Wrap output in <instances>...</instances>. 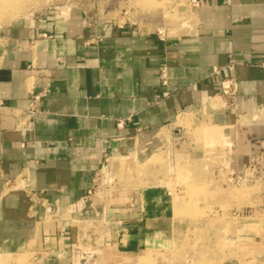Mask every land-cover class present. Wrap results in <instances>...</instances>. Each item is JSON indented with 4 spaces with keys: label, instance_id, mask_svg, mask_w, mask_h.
I'll list each match as a JSON object with an SVG mask.
<instances>
[{
    "label": "crops",
    "instance_id": "1",
    "mask_svg": "<svg viewBox=\"0 0 264 264\" xmlns=\"http://www.w3.org/2000/svg\"><path fill=\"white\" fill-rule=\"evenodd\" d=\"M189 6L166 24L75 3L0 23V257L73 264L77 244L129 254L187 232L172 189L139 186L145 172L112 194L103 173L121 160L264 178V0Z\"/></svg>",
    "mask_w": 264,
    "mask_h": 264
},
{
    "label": "rangeland",
    "instance_id": "2",
    "mask_svg": "<svg viewBox=\"0 0 264 264\" xmlns=\"http://www.w3.org/2000/svg\"><path fill=\"white\" fill-rule=\"evenodd\" d=\"M136 1L0 0V6L6 3L0 8V23L31 18L49 7L75 3L87 9L92 7L88 12L91 18L122 17L123 12L128 11V17L136 19L157 12L160 13L156 15L159 22L166 24L179 17L176 8L189 6L186 0H143L140 5ZM160 159L143 168L135 164L132 167V161L121 160L118 165L122 169H112L111 177L104 170V180L113 190L112 194L123 189L129 196L137 189L136 176H142L141 172H145V180L139 183L141 188L165 184L173 191L174 212L180 225L186 223L188 231L178 232L169 243L129 254L80 242L74 249L73 264H222L226 259L239 264H264V202L260 201L264 198V178L261 171L251 168L236 182L230 183L222 171L219 177L224 184H221L215 180L216 173L208 168L209 164L203 168L196 165L190 168L189 163L171 165L165 158ZM156 165L160 166L157 175L163 177L160 181L152 178V168ZM108 188L103 187L104 190ZM111 203L115 204V200ZM0 264H43V261L37 260L35 253H27L1 256Z\"/></svg>",
    "mask_w": 264,
    "mask_h": 264
},
{
    "label": "built area",
    "instance_id": "3",
    "mask_svg": "<svg viewBox=\"0 0 264 264\" xmlns=\"http://www.w3.org/2000/svg\"><path fill=\"white\" fill-rule=\"evenodd\" d=\"M203 0H186L187 4L190 5L191 7H198ZM225 3L229 4L231 0H224ZM229 71L233 70V65L231 64L230 66L227 67ZM221 86V93L223 96L232 99L233 103L235 102V97H236V86L235 83L233 82L232 79H224L220 83ZM30 114H33V110L30 109L29 111ZM240 179V178H239ZM92 194V191H89V196Z\"/></svg>",
    "mask_w": 264,
    "mask_h": 264
},
{
    "label": "bare ground",
    "instance_id": "4",
    "mask_svg": "<svg viewBox=\"0 0 264 264\" xmlns=\"http://www.w3.org/2000/svg\"><path fill=\"white\" fill-rule=\"evenodd\" d=\"M137 1H138V4H139V5H140L142 2H144L143 0H137ZM137 1H136V2H137ZM145 1L147 2V0H145ZM148 1H149V0H148ZM139 2H141V3H139ZM5 4H6V3H3L2 6H0V8H3V7L5 6ZM143 4H144V3H143ZM139 5H138V6H139Z\"/></svg>",
    "mask_w": 264,
    "mask_h": 264
}]
</instances>
